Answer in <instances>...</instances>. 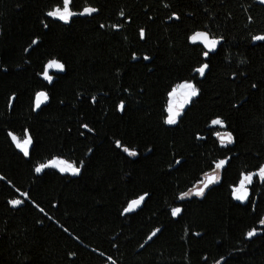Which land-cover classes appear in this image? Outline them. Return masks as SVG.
Here are the masks:
<instances>
[{"label":"trees","instance_id":"trees-1","mask_svg":"<svg viewBox=\"0 0 264 264\" xmlns=\"http://www.w3.org/2000/svg\"><path fill=\"white\" fill-rule=\"evenodd\" d=\"M56 7L0 0V264H264V185L254 176L246 201L232 195L264 166V4L72 0L76 13L97 11L68 23L47 15ZM201 29L221 40L207 57L190 40ZM53 59L65 68L49 82ZM185 80L199 94L168 125L169 93ZM216 118L233 134L226 147ZM25 130L27 157L9 136ZM57 157L80 173L35 172ZM221 159L219 182L180 199Z\"/></svg>","mask_w":264,"mask_h":264},{"label":"snow or ice","instance_id":"snow-or-ice-1","mask_svg":"<svg viewBox=\"0 0 264 264\" xmlns=\"http://www.w3.org/2000/svg\"><path fill=\"white\" fill-rule=\"evenodd\" d=\"M72 0H63V8L56 7L53 10L49 11L47 15L49 17H53L56 19H59L60 21H63L64 23L70 22L71 18L76 15H92L97 11V9L92 7H86L83 9L82 12L76 13L73 12L69 5L71 4ZM264 2V0H262ZM143 36V32L141 33ZM255 40H264V36H256L254 37ZM190 40L192 43L201 42L208 51L204 52V56L207 57L209 55L210 51H213L216 49L217 44L219 43L218 40L210 38L209 34L206 32H197L194 35L190 37ZM35 43V41L33 42ZM147 59V57H145ZM64 64L53 59L50 60L47 65L45 66L44 72H43V78L49 82H52L53 76L49 74L50 69H55L57 71H64ZM208 68L207 64H203L199 68L195 69V71L203 77L205 75V71ZM199 89L195 86L194 83L185 81L183 83L178 84L175 88L172 89V91L169 93L170 101L169 105L167 107V118L165 123L168 125H175L178 122V118L181 115V112L183 111L185 105L190 103V101L198 96ZM180 97V102H176V97ZM49 97L48 94L44 91H40L36 93L35 96V108L39 109L40 106L48 101ZM120 109L122 110L124 107L123 102L120 104ZM212 126H220L222 128L226 127L224 124V121L220 118L213 119L211 121ZM83 127L87 128V125H84ZM90 130V129H89ZM9 136L11 137L13 143L15 144V147L23 152L24 156L27 157L29 155V149L30 146L33 144V140L31 135L28 133V130H25V136L23 139L19 138L17 135L13 133H9ZM215 136L218 138V141L221 146H228L234 142V137L231 132L224 131V132H216ZM117 146L119 147V142H117ZM123 151L126 152L129 156H136L137 152L134 150H129L127 147L123 148ZM179 163V161H177ZM227 163L226 160H220L219 162L215 163L214 169L212 173L205 174V179L200 181V184L202 186L194 187L193 189H190L188 192L183 193L180 196V199H184L185 197L190 196H196V197H202L205 194V190L210 186L213 185L220 180L219 170L223 169L225 164ZM47 168H56L61 173H71L72 175H78L80 173V168L75 166L73 163H69L66 160L60 159V158H53L52 160L48 161L47 163L40 164L35 168L36 173H41L43 170ZM258 176L259 179L264 182V166H261L258 172L256 173H249V174H242V178L239 181L238 186H235L233 188L232 195L234 199L239 200L241 202L246 201L249 197V191H248V185H251L253 183V177ZM26 195V194H24ZM145 195L140 196L138 199H134L130 201L127 205V207L124 208V213H131L135 211L145 200ZM24 201L20 199L12 200L10 203L13 206H17L22 204ZM182 209L180 207L173 208L171 210V214L173 217L178 216L181 213ZM260 224L264 225V218L260 220ZM159 231V230H157ZM256 229H252L249 231L246 236L247 238H251L254 235H256ZM153 236L156 235L155 232L152 234ZM151 239V237H149Z\"/></svg>","mask_w":264,"mask_h":264},{"label":"water","instance_id":"water-1","mask_svg":"<svg viewBox=\"0 0 264 264\" xmlns=\"http://www.w3.org/2000/svg\"><path fill=\"white\" fill-rule=\"evenodd\" d=\"M257 2H259V3H261V4H264V2H262V0H257ZM74 12V11H73ZM197 32H206V33H208L209 34V37L210 38H213V39H216V40H218L219 41V43L217 44V47H216V49L215 50H213V51H210L209 52V54L210 53H215L216 51H217V49H218V47H219V45H220V43H221V40L220 39H217V38H214V37H212L211 35H210V33L206 30V29H201V30H198V31H196L195 33H197ZM194 33V34H195ZM193 34V35H194ZM196 43H198V44H201L203 47H204V45L201 43V42H196ZM205 48V47H204ZM206 49V48H205ZM206 51H208V49H206ZM57 61H59V60H57ZM60 62V61H59ZM48 63V62H47ZM47 65V64H46ZM53 72H55V73H60V72H62V71H57V70H55V69H50L49 70V74L50 75H52V73ZM42 91H44V92H46L45 90H42ZM47 93V92H46ZM47 102V101H46ZM45 102V103H46ZM44 104V103H43ZM185 107H186V105H185ZM184 107V108H185ZM184 110V109H183ZM182 113V112H181ZM56 169V168H55ZM56 170H58V169H56ZM59 171V170H58ZM60 172V171H59ZM63 174H71V173H63ZM200 186H202V184L200 185ZM136 199H138V198H136ZM142 205V204H141ZM141 205L137 208V209H139L140 207H141ZM136 209V210H137ZM134 212V211H133ZM157 230H159L160 231V228H158V229H156V230H154L153 232H155L156 233V235L155 236H153L152 234H153V232L148 236V238L146 239V242L144 243L145 245L147 244V243H150L156 236H157V234L159 233V231H157ZM149 237H151V239H149Z\"/></svg>","mask_w":264,"mask_h":264},{"label":"rangeland","instance_id":"rangeland-1","mask_svg":"<svg viewBox=\"0 0 264 264\" xmlns=\"http://www.w3.org/2000/svg\"><path fill=\"white\" fill-rule=\"evenodd\" d=\"M63 8V7H62ZM185 81H188V82H192V83H194L193 81H189V80H185ZM185 81H180V82H178L176 85H174V87L173 88H175L178 84H180V83H183V82H185ZM195 84V83H194ZM195 86L197 87V85L195 84ZM172 88V89H173ZM198 88V87H197ZM172 91V90H171ZM180 97L178 96V97H176V102L177 103H179L180 102ZM169 101H170V97H169V100H168V105H169ZM224 131H228L227 129H226V127H224V128H222V127H220V126H218L217 127V131L216 132H224ZM23 139V138H22ZM57 158H60V159H63V160H66L67 162H69V163H73V162H71V161H68L67 159H65L64 157H57ZM52 160V159H51ZM221 160H224V159H221ZM50 161V160H49ZM48 162V161H47ZM47 162H45V163H47ZM219 162V161H218ZM74 164V163H73ZM213 171V170H212ZM212 171H210V172H208V173H212ZM207 174V173H206ZM219 175H220V170H219ZM205 179V175H204V177H203V179L202 180H204ZM201 180V181H202ZM201 184H200V182H198L194 187H197V186H200ZM193 187V188H194ZM248 187V191H249V193H250V185H248L247 186ZM192 188V189H193Z\"/></svg>","mask_w":264,"mask_h":264},{"label":"flooded vegetation","instance_id":"flooded-vegetation-1","mask_svg":"<svg viewBox=\"0 0 264 264\" xmlns=\"http://www.w3.org/2000/svg\"><path fill=\"white\" fill-rule=\"evenodd\" d=\"M261 183L264 185V182L261 181Z\"/></svg>","mask_w":264,"mask_h":264}]
</instances>
